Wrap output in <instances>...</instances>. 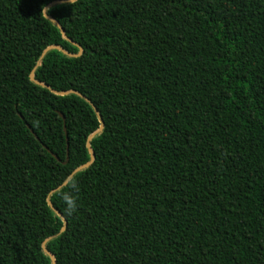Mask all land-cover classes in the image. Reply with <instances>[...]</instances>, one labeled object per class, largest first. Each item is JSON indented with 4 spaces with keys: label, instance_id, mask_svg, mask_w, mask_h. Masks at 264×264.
<instances>
[{
    "label": "trees",
    "instance_id": "16d2710c",
    "mask_svg": "<svg viewBox=\"0 0 264 264\" xmlns=\"http://www.w3.org/2000/svg\"><path fill=\"white\" fill-rule=\"evenodd\" d=\"M0 264H264V0H0Z\"/></svg>",
    "mask_w": 264,
    "mask_h": 264
},
{
    "label": "water",
    "instance_id": "95a60500",
    "mask_svg": "<svg viewBox=\"0 0 264 264\" xmlns=\"http://www.w3.org/2000/svg\"><path fill=\"white\" fill-rule=\"evenodd\" d=\"M64 2H65V1H58L57 3L60 4V3H64ZM47 8H48V7H46V8L44 9V11H43V14H44L45 18H47L49 21H51V22H52V23H53V24H54V25L60 30L63 39L67 40V41L70 42L72 45H75L73 42H71L70 40H68V39L65 37V33H64V31L60 28V26H59L56 22H54L51 18H49L48 16H46L45 11L47 10ZM78 49H79V53H81V49H80L79 46H78ZM50 50H57V51H60V52L64 53L63 50H62L60 47L52 46V47L47 48L45 51H43V53H42V57H43L48 51H50ZM29 79H30L31 82L34 81L33 73H31V74L29 75ZM54 93L57 94V95H59V96H65V95L68 94V92H61V93L54 92ZM86 101H87V100H86ZM89 104L91 105V107L93 108L94 112L96 113L97 111H96V109L93 107V105H92L91 103H89ZM59 116L63 119V116H62L61 114H59ZM63 121H64V119H63ZM99 122H100V126H99V129H98L97 132H101V131L103 130V123H102V120L99 119ZM90 138H91V137H90ZM90 138H89V139H90ZM66 141H67V138H66ZM87 148H88V150H89V153L91 154V152H90V148H89V144H88V143H87ZM91 161H92V154H91L90 162H89L88 164H86V165L80 167L79 169L75 170V171L71 174V176H73L75 173H77V172L80 171L81 169L88 167V166L90 165ZM71 176H70V177H71ZM70 177H69V178H70ZM67 182H68V180L65 181L60 187H58L57 190H58L59 188L63 187L64 185H66ZM56 215H57L59 218H61V215H60L59 213H56ZM65 227H66V223H65V221H64V225H63V228H62V232L65 230ZM42 248L44 249V245L42 246ZM52 260H53V259H52Z\"/></svg>",
    "mask_w": 264,
    "mask_h": 264
},
{
    "label": "clouds",
    "instance_id": "9594fccd",
    "mask_svg": "<svg viewBox=\"0 0 264 264\" xmlns=\"http://www.w3.org/2000/svg\"><path fill=\"white\" fill-rule=\"evenodd\" d=\"M67 205H68V209H73L75 208V203L72 200H67L66 201Z\"/></svg>",
    "mask_w": 264,
    "mask_h": 264
}]
</instances>
